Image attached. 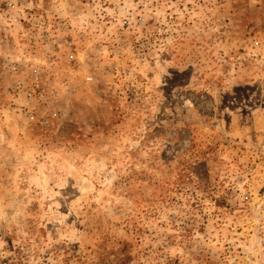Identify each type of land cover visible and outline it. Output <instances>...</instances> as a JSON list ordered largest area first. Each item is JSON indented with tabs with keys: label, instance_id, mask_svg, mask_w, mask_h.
Segmentation results:
<instances>
[{
	"label": "rangeland",
	"instance_id": "374dc122",
	"mask_svg": "<svg viewBox=\"0 0 264 264\" xmlns=\"http://www.w3.org/2000/svg\"><path fill=\"white\" fill-rule=\"evenodd\" d=\"M0 264H264V0H0Z\"/></svg>",
	"mask_w": 264,
	"mask_h": 264
}]
</instances>
